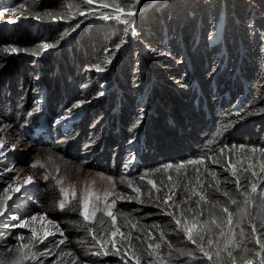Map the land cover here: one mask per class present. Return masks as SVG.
Here are the masks:
<instances>
[{
	"label": "trees",
	"instance_id": "trees-1",
	"mask_svg": "<svg viewBox=\"0 0 264 264\" xmlns=\"http://www.w3.org/2000/svg\"><path fill=\"white\" fill-rule=\"evenodd\" d=\"M151 1L93 0L87 4L84 0H15V4L24 7L22 12L29 14V18L37 14L44 18L29 19V23L17 28L13 45L24 51L15 55L8 53V56L0 54V117L16 129L26 123V113L35 110L34 102L41 98L37 93L40 72L46 88L44 108L49 127L46 139L54 154L69 164L67 171L77 163L73 160L76 155L79 159L87 157L92 163H104L103 172L117 175L121 163L131 158L127 148L129 141L141 132L144 146L137 162L139 171L152 159L176 163L207 157L206 169L215 171L217 176L213 178L205 169L199 176L200 192L208 195L209 201L220 200L222 205L233 210L234 206L227 204L228 198L222 195L228 191L246 208L247 205L242 203L244 197L235 189L237 177L219 166L214 167L217 163L211 160L220 162L218 144H259L264 147V0H158L142 12L139 7ZM95 4L123 8L124 12L119 14ZM129 10L135 14L126 15ZM49 12L63 18L53 20L44 16ZM222 13V41L210 45L209 38ZM106 16L110 18L106 19ZM42 42L51 45L49 51H57H45V59L42 55L36 57L33 53L42 51ZM26 50L30 55L25 53ZM37 58L42 59L41 63L36 62ZM97 65L104 71H97ZM240 75L245 78V84ZM113 82L123 91L117 123L119 132L115 116L110 115L115 102ZM230 83L235 85L231 87L232 104L236 98L239 97L238 103L247 96L242 112L230 110V102L227 104L223 97L218 103L216 96L210 94L212 91L207 100L201 97L206 88L221 92ZM195 87L199 89L198 93ZM81 102L88 103L80 110L73 107ZM149 109L154 112L147 114ZM61 116L64 118L54 124ZM35 123L32 120L28 129L32 130ZM249 129L251 131L247 132ZM240 130L245 132H237ZM79 163L85 165L83 160ZM237 176L242 183L247 180L245 173L237 172ZM9 178L8 172L0 174L1 184ZM193 179H196L193 174H188L177 180L176 189L168 195L172 198L163 208L149 205L148 200L122 205L121 212L128 225L124 230L129 242L123 246L120 256L95 255L101 252L105 239L102 223H88L87 229L93 230L89 233L85 227H74L85 222L78 214L67 211L60 218L62 239L66 242L58 245L54 237H49L44 243L37 244L34 251L51 248L57 255L66 256L65 264H136L137 259L140 264L160 263L159 253L155 248H149L150 244H160L173 262L196 259L203 264H232L228 250L233 252L238 263L256 256L255 252L260 250L255 243L257 234L251 233L248 224H243L245 235L242 237L239 227L233 224L236 233L233 237L227 214L213 208L211 203L201 202L199 210L203 216L198 218H206L211 211L220 223V228L201 233L205 239L198 241L204 244L205 251H210L211 260L177 228L175 219L183 223L186 216L190 222L194 213L189 209H197L195 202L199 198L187 195ZM132 184L140 189L147 187L135 175ZM215 187H219L220 192H215ZM147 192L152 195L150 187ZM35 198L46 211L55 206L53 190L48 185ZM262 208L260 218L251 221L258 228L264 218V205ZM168 212H172L175 219L167 215ZM4 231L0 234L2 257L17 242L11 240L13 231L9 228ZM221 231L225 236L219 235ZM208 239L214 243L209 245ZM238 244L250 251H240L236 247ZM217 250L219 257L215 255ZM150 252L152 256H149ZM181 252L193 254L181 255ZM260 259L259 256L255 264H260ZM47 262L48 258L40 252L33 264Z\"/></svg>",
	"mask_w": 264,
	"mask_h": 264
},
{
	"label": "rangeland",
	"instance_id": "rangeland-1",
	"mask_svg": "<svg viewBox=\"0 0 264 264\" xmlns=\"http://www.w3.org/2000/svg\"><path fill=\"white\" fill-rule=\"evenodd\" d=\"M161 2L165 3L163 1ZM21 6L22 5L18 4L12 6V0H7V5L5 6V8L0 10V50H2L3 48H16V46L13 45L12 37L3 40V36L10 35V32L12 31L11 25H13L14 23H9V20H15V23H21L25 25L29 23V19L36 20V16H32L31 18H29V14L23 13L22 10L24 9V7ZM145 6L146 5L139 7L142 12L144 11L143 9ZM1 8H3V6L0 5V9ZM253 17H255V14L253 15ZM220 26L221 21L218 25L216 36L218 35L217 33H219ZM44 44L47 43H41L42 46ZM44 50L45 49L43 48L41 52H37L38 54L36 55V57L43 55ZM1 53L3 52L0 51V54ZM25 53L30 55L29 50H26ZM6 55L8 56L9 54L6 53ZM37 103L39 102H36L35 104ZM87 103L85 102V104ZM250 131V129L247 130V132ZM237 132H245V130H240ZM36 134L37 133L35 132L31 136H27L23 132H18V130L13 125L9 124L6 120L0 117V139L7 141L5 148L2 149V151L5 152V156L0 157V174H3V172L10 173V178L6 179L5 183L1 184L0 182V193H2L3 188L10 183H12L13 186H15V184L17 183L22 185L26 177H33V183L23 186L20 192H9V194L13 196V199L9 201V209L7 214L4 217H0V234H3L5 232L4 230L9 228V230L13 231L12 233H14V236L11 239L14 242L20 235H24L26 237L30 236V230L32 228H35L40 236H43L45 230L56 232V225H59V229L63 232V225L60 222L61 214L63 212L67 211L75 213L82 218V216L79 214V210H72L70 207H66L64 210L59 209L58 202L63 197L59 192V186H56V180L61 179L63 181V184L61 186L69 188V186L74 185L76 187L77 199H79L82 194H86L90 190L99 195V202H96L94 198L93 202L96 203L97 206L102 209V211L97 212L96 218L91 223L98 225L102 223L103 228L105 229V239L104 243H102L101 245V253L107 251L109 255L120 256V252L123 251V246L129 242V238H127L128 234L124 230V228L127 229L128 225L126 224L127 218L121 212L122 205H124L125 203L139 204L141 203L140 201L144 202L148 200L150 201V203H148L149 205H157L163 208L164 200L176 189L175 183L177 180L186 178L188 174H193V176L197 178L206 169L207 157L204 156L198 158H190L176 163H166L167 160H161L162 158L152 159L148 161L149 163L147 162V165L143 170L137 171L135 174V176L139 177L140 179L141 177H144L142 180L147 184V187H142L140 189V193H137L133 190L134 188H136L133 184L132 187L128 186V182L132 183L131 171L133 166L131 164H125L124 169H122L125 170L126 176L122 174L121 170L120 173L113 176L102 171V168L105 170L104 163H92L87 157L82 156L83 158L79 159L78 156L73 155V160L77 163L73 165L71 170L67 171L66 169L69 164L63 162L59 156L54 154L52 148L49 147V145L38 143L35 137ZM12 145H15V147L13 148ZM167 148H171V150L181 149V147ZM252 148H256L257 151H251ZM262 148L264 147L259 144H218L217 150L219 153L217 157L220 159V162L217 163L214 167L219 166L221 169L232 172V169L229 165L234 164L236 165L237 172H239V174H246V179L249 183L256 182L259 184L262 180H264V173H261L260 171L261 165L264 164V152L259 151V149ZM221 149H223V151H221ZM199 158H204L205 163L197 165H190L186 163L189 160ZM37 160H39L44 165V167H32L31 165ZM80 160L85 161V165L79 163ZM211 161L209 163H211ZM182 163L185 165V167L178 170L175 166ZM169 164L173 165L174 167L166 169L165 166ZM250 165L252 167H249ZM10 168L15 170L7 171V169ZM197 169L199 171H197ZM244 169H247V171H244ZM253 171L257 173L255 177L252 176ZM45 175H48L49 179H43ZM169 177H171V179H169ZM109 178H111V180H109ZM149 181L155 182L156 187L153 188L152 184H150ZM190 183L192 186L189 191L190 193H187V195L194 196V198H199L198 195L192 194V190L195 186V191L200 192V185H198L196 179H193L192 181H190ZM45 185H48L53 190V196L55 197L56 201L54 208L48 211L42 209L40 204L36 202L35 198V195L41 189H43ZM148 187L151 188L152 195L147 192ZM81 190H83V193L81 192ZM105 192H112L113 195L105 198ZM120 196H123L124 199H118V197ZM128 197L136 198L128 199ZM112 200H116L115 207L112 208V212L117 217L115 223H113L111 217H108L103 211V209H105L106 203L110 204ZM256 200H258V202H256ZM73 204H75V201H73ZM263 205L264 200H261L259 195H256L253 198V203L246 206V209L252 211L253 213V218L251 221H257L260 218V215L263 212ZM13 214L19 216L23 220L29 221L32 216H36L37 220L30 221L27 228L11 227V225L18 223V221L11 220L10 217ZM56 214L59 215V218L56 217ZM42 215L46 217L44 221H41L39 219V217ZM49 221H51L52 223H49ZM190 222L194 221L191 220ZM214 228L216 227L212 226V229ZM116 229H119V232L115 237H112L111 233L116 231ZM120 233H123L124 235L121 236ZM49 237H54L56 241H59L63 238V236H61L59 232H56V235ZM46 240H44V242ZM113 242L116 244V247L120 249L119 254H115L116 249L113 248ZM18 243V241L15 242V244ZM46 249L49 250L47 254H45ZM156 250L161 257V264H203L199 263V260L196 259L173 262L172 257L166 255L162 247ZM40 252L41 255H44L48 258L47 264H65L66 256L63 258L61 255H57L51 248L47 247L45 249H42ZM40 252H37V258L40 255ZM5 256H10L11 259H7V261L12 260L13 262L10 263L4 261V264H18V261L20 259L19 252L9 253L7 250L5 252ZM0 257L2 256L0 255ZM247 259H252L255 264V262L259 259V256H253L252 258ZM33 262L34 261H29L28 264H33ZM160 263L157 261L153 264ZM98 264L105 263L100 262ZM236 264H244V260L241 263L236 262Z\"/></svg>",
	"mask_w": 264,
	"mask_h": 264
},
{
	"label": "snow or ice",
	"instance_id": "snow-or-ice-1",
	"mask_svg": "<svg viewBox=\"0 0 264 264\" xmlns=\"http://www.w3.org/2000/svg\"><path fill=\"white\" fill-rule=\"evenodd\" d=\"M85 3L87 4H91L93 2V0H84ZM107 6V5H105ZM23 7V6H21ZM119 11H121L122 13L124 12V9L121 8L119 9ZM135 13L131 10L127 11L126 15L128 16H132ZM81 15H83V13H81ZM44 16L50 17L53 20H56L58 18H63V17H58L57 15L49 12V13H45ZM44 17L37 14L36 19H43ZM110 18V17H105ZM120 17H117V19H119ZM9 23H15V20H9ZM51 47V45L48 44H44L43 48L47 49ZM3 53H16L18 51H24L23 49H17L15 47L12 48H3L2 50ZM33 54H38V53H33ZM96 70L97 71H104L103 67H100L99 65L96 66ZM103 93H101L102 95ZM7 144L6 140L0 139V157L5 156V152L2 151V149L5 148V145ZM12 147L14 148L15 145H12ZM243 147V146H241ZM221 151H223V149H221ZM251 151L256 152L257 149L256 148H252ZM259 151L264 152V148L259 149ZM213 163H219L218 160H213ZM187 164L190 165H197V164H204L205 163V159L204 158H199V159H194V160H189L186 162ZM32 167H44V165L37 160L35 163H33L31 165ZM232 169V176L233 177H237L235 180V189L236 192L239 193L240 196L244 197L243 200V205H249L253 203V198L256 195H259V197L261 198V200H264V180H262L259 184L256 182H251L249 183L247 180L242 183L241 180L239 179V177L237 176V167L234 164H230L229 165ZM174 167L173 165L169 164L166 165L165 168H172ZM178 170L181 168H184L185 165L179 164L175 166ZM249 167H252L251 165ZM15 169H7V171H14ZM197 171H199L197 169ZM209 171V174L215 178L217 176V173L215 171H211V170H207ZM244 171H247V169H244ZM260 171L261 173H264V164L261 165L260 167ZM257 175V173L255 171L252 172V176L255 177ZM144 177H141V179H143ZM43 179L47 180L49 179L48 175H45L43 177ZM169 179H171V177H169ZM197 179V183L198 185L200 184L199 181V177L196 178ZM109 180H111V178H109ZM123 182V181H122ZM33 183V177L32 176H28L24 179L23 184H15V186H13L12 183L8 184L6 187L3 188L2 193H0V217H4L9 209V201H11L13 199V196L9 194V192L11 191L12 193H18L21 191V188L23 186H26L28 184ZM150 184H152L153 188L156 187L155 182L153 181H149ZM219 183V182H218ZM63 184V181L61 179H57L56 180V186H59V192L61 194V196L63 197L62 199L59 200L58 202V207L60 210H64L66 207H70L72 210H79V214L82 216L83 221L85 222L83 225H74L75 226H80V227H85L87 229V224L92 222L95 218H96V214L99 211H102V209H100L96 203L93 202V198L95 199L96 202H99L100 197L99 195L95 194L93 191H88L86 194H82L80 196L79 199H77V189L74 185L69 186V188H65L63 186H61ZM128 186L132 187V183L128 182ZM209 187H212V185H209ZM135 192L140 193V188H134L133 189ZM81 192L83 193V190H81ZM215 192H220V188L219 187H215ZM192 194L193 195H198L199 199L195 202L197 205V209H189V211H192L194 213L193 215V221L194 222H189L188 218L185 216L184 217V221L182 223V221L180 219H175V216L172 212H168L167 215L169 216H173V218L175 219V224L177 226V228L182 231L186 237L187 240L190 241L192 244H196L197 247L199 248V251L203 253V255L205 257H207L209 260H211L213 257L210 253V251H205L204 249V244L203 243H198V241H204L205 239V235H202L201 233H209L212 231V226H215L216 228H220V223L217 221L216 216L214 215L213 212L209 211L207 214V217L204 219H198L199 217L203 216V212H201L199 210V206L201 205V202H203L204 204H209L211 203L213 208H219V210L223 213L227 214V224L229 225V232L232 234L233 237H235L236 233L232 228V225L235 223V225L237 227H239V234L240 236H244L245 235V228L242 226L243 224H248L250 226V231L253 234H257L256 235V239H255V243L257 245H259V251L255 252L256 256H260V264H264V218L261 219V222L259 224V228L257 226V224L255 223H251V218L253 216L252 211L244 208L241 206V201L238 200L237 198H233L231 196V194L228 191H224L222 193V195L224 197L228 198L227 204H230L231 206H234L233 210H230L229 206L226 205H222L220 200H213V201H209L208 199V195H206L203 191L201 192H196L195 191V186L192 190ZM105 198H107L108 196L113 195L112 192H105L104 193ZM136 197H128V199H135ZM171 196H168L165 200L164 203L168 204L169 201L171 200ZM191 198V197H189ZM118 199H124L123 196L118 197ZM73 201H75V204H73ZM141 203H143V201H140ZM116 204V200H112V202L106 203L105 209H103V211L105 212V214L108 217H111L112 222L115 223L116 222V215H114V213L112 212V208L115 207ZM181 215L183 216V213H181ZM234 217H236L237 219L234 220ZM11 220L13 221H18V223L11 225V227H15V228H27L30 221H36L37 217L36 216H32L29 220H23L21 219L19 216L13 214L11 215ZM39 219L41 221H44L46 219L45 216H40ZM49 223H52L51 221H49ZM8 226V225H5ZM89 231V233H91L93 230L92 229H87ZM31 235L26 237L24 235H20L17 237V241L19 242L18 244L14 245L12 248L8 249L9 253H20V259L18 261V264H28L29 261H36L37 260V252L34 251L33 249L36 248V245L38 243L42 244L44 242V240H46L49 236H54L56 235V232H59V234L61 236L64 235V233L59 229V225H56V232H52V231H44L43 236H40L37 232V230L35 228H32L31 230ZM119 232V229H116V231L111 233L112 237H115L117 235V233ZM121 236H123V233H120ZM219 235L221 237L225 236V233L223 231H221L219 233ZM66 242L65 239H61L58 241V245L59 244H64ZM207 243L209 245H212L214 243V241L212 239H208ZM57 245V246H58ZM149 248H155V249H159L160 248V244H150L148 246ZM169 247H171V245L169 244ZM236 247L240 250V251H244V252H248L250 250L243 248L241 245H236ZM113 248L116 249L115 254H119L120 249L116 247V244L113 242ZM228 249V244H225V250ZM49 250H45V254L48 253ZM95 255H108L109 253L107 251L101 253V252H96L94 253ZM193 253L192 252H181V255H188L191 256ZM69 255H71V253H69ZM153 253H149V256H152ZM215 255L217 257L220 256V251L217 250ZM227 255L230 258V260L232 261V264H236V257L233 256V252L231 250L227 251ZM7 259H11L10 256H3L0 257V264H4V260ZM136 264H140L139 259H137ZM244 264H254V261L252 259H246L244 260Z\"/></svg>",
	"mask_w": 264,
	"mask_h": 264
},
{
	"label": "clouds",
	"instance_id": "clouds-1",
	"mask_svg": "<svg viewBox=\"0 0 264 264\" xmlns=\"http://www.w3.org/2000/svg\"><path fill=\"white\" fill-rule=\"evenodd\" d=\"M155 2H156L155 0H152L149 4H147L144 7L143 10H146V9L150 8ZM0 5L3 6V9H4L5 6L7 5V0H0ZM14 5H15V0H12V6H14ZM95 5H98L100 7H105V8H108V9H113L116 12H118L119 14H122L121 11H118L119 10L118 8H113V7H110V6H105L103 4H95ZM0 10H2V8ZM35 21H37V20H35ZM220 21H221V26H220L219 34L216 36V32H217L218 25H219ZM220 21H219V23L215 27L214 34L212 36H210V38H209V44L210 45H213L217 41H220V42L222 41V37H223V26H224V24H223L224 23V14L223 13H222V18H221ZM9 25H11V24H9ZM24 25L25 24H21V23H14L13 25H11L12 31L10 32V35L3 36V40H5L7 38H11V37L13 38L15 36V33H16L17 28L19 26L21 27V26H24ZM68 40H71V39L68 37ZM48 49L49 48H47V49H45L43 51V55H42L43 58L42 59H45V57H44L45 54L44 53H45V51H49ZM56 51L57 50H52V51H49V52H56ZM12 55H15V53H12ZM41 60L39 58H37L36 62L41 63L40 62ZM39 76H40V78L38 79L39 80V86H38L39 89L38 90L41 91V93L38 90H37V93H39L41 95V98H39V99H37L35 101V103L36 102H39V103H37V104L34 103V105H35V108L34 109L35 110H30V111H28L26 113V116H27L26 117V119H27L26 123L23 124L22 126H19L17 128V130H18V132H23L27 136H31L33 133L36 132L37 133L36 136H35L36 137V141L38 143L43 144V145H49V140H48V138L46 139V136L48 135V132H49V129H48L49 128L48 127V117H47L46 109L44 108V105H45L44 104L45 103V96H44V94L46 92V88L42 84V73L40 74V72H39ZM231 87H235V85H233V83H230V85H226V89H221V92H219V89H217V90H211L210 88H208V89L206 88V89H204L203 94H202L201 97L207 100L208 95L210 93L209 91H212V93H210V94H214L216 96V101L218 103L221 102L220 99H221V97H223L224 98V101H227V104L230 102V108H229L230 110L232 109V111L242 112L243 111L242 110V107L247 104V96L246 95L243 96V99L240 100L238 103H236V101H237V99H239V97L236 98L235 99V102L232 104V102H231L232 100L231 99L233 97V94H232ZM112 88H113V91H114V94H115V102H114V106L111 109V112H110L111 114L110 115H114L115 116L116 128L118 130L117 132H119V129L117 127V123H118L119 112L121 110L122 102H123V97H122L123 91L121 90V88L119 87V85L116 82H113ZM109 89H111V87H108V90ZM241 89H242V86H241ZM198 91H199V89L196 88V93H198ZM217 91H218V93H216ZM248 92H249V90H248ZM104 93H105V91H104ZM145 95H146V92H145ZM65 100H66V98H64V101ZM85 105H86L85 103H82L80 105H75L73 107H75L76 109L80 110ZM66 106H67V103H66ZM62 108L63 107H61V109ZM206 109H208V107ZM145 112L146 111H144L143 113H145ZM153 112L154 111H152V109H149L147 114L153 113ZM145 116L146 115H144L143 117H145ZM63 118H64V116H61V117L57 118L56 119L57 121L54 124L58 123ZM32 120H34L36 123H35L34 128L32 130H29L28 129V126L31 124V121ZM143 146H144V141L142 139L141 132H139L137 134L136 138L131 139L129 141L128 145H127V148L129 149V156H131V158L125 160V163L124 164L121 163L120 170H121V172H122L123 175L126 176L125 170H122V169H124V165L125 164H127V165H130L131 164L133 166L132 171H131V177L134 176L137 171H139L140 166H138V163L137 162H138V159H139V155L142 152V147ZM144 163L141 166H143ZM143 167L145 168L146 165L143 166Z\"/></svg>",
	"mask_w": 264,
	"mask_h": 264
},
{
	"label": "bare ground",
	"instance_id": "bare-ground-1",
	"mask_svg": "<svg viewBox=\"0 0 264 264\" xmlns=\"http://www.w3.org/2000/svg\"><path fill=\"white\" fill-rule=\"evenodd\" d=\"M217 34H219V33H217ZM240 80L242 81V83H243V84H245V83H246V80H245V78H244V77H242L241 75H240ZM142 151H143V147H142Z\"/></svg>",
	"mask_w": 264,
	"mask_h": 264
}]
</instances>
